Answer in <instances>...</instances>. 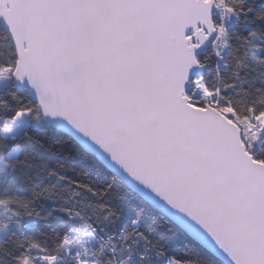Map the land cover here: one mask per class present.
Masks as SVG:
<instances>
[{"label":"snow or ice","instance_id":"obj_1","mask_svg":"<svg viewBox=\"0 0 264 264\" xmlns=\"http://www.w3.org/2000/svg\"><path fill=\"white\" fill-rule=\"evenodd\" d=\"M0 264H264V0H0Z\"/></svg>","mask_w":264,"mask_h":264}]
</instances>
